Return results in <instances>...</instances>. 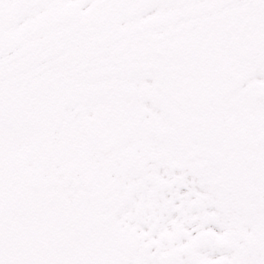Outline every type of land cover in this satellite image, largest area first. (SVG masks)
Instances as JSON below:
<instances>
[{
	"label": "snow or ice",
	"instance_id": "1",
	"mask_svg": "<svg viewBox=\"0 0 264 264\" xmlns=\"http://www.w3.org/2000/svg\"><path fill=\"white\" fill-rule=\"evenodd\" d=\"M0 264H264V0H0Z\"/></svg>",
	"mask_w": 264,
	"mask_h": 264
}]
</instances>
